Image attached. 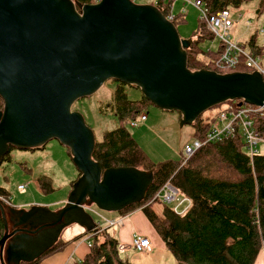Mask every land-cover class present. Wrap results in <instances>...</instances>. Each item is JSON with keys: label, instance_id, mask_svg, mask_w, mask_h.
Returning a JSON list of instances; mask_svg holds the SVG:
<instances>
[{"label": "water", "instance_id": "95a60500", "mask_svg": "<svg viewBox=\"0 0 264 264\" xmlns=\"http://www.w3.org/2000/svg\"><path fill=\"white\" fill-rule=\"evenodd\" d=\"M191 42L150 3L0 0V162L10 147L35 148L57 138L80 172L58 210L36 204L27 211L6 209L0 202V264L33 261L70 224L94 230L85 204L119 212L145 198L153 172L135 166L102 169L92 157L93 131L70 109L107 79L137 86L157 107L179 111L180 125L227 100L264 109L259 72L192 70L186 52ZM19 213L33 216L34 225L27 227Z\"/></svg>", "mask_w": 264, "mask_h": 264}, {"label": "trees", "instance_id": "16d2710c", "mask_svg": "<svg viewBox=\"0 0 264 264\" xmlns=\"http://www.w3.org/2000/svg\"><path fill=\"white\" fill-rule=\"evenodd\" d=\"M75 1L85 4L98 0ZM203 1L211 11H215L239 7L251 0ZM171 2L173 0L169 3ZM257 3L256 11L261 13L264 0H258ZM160 4L163 5H158L161 12L167 15L170 8L166 3ZM179 12L173 16V24L183 20L184 12ZM191 38L192 42L186 49L188 67L192 70H216L212 60L219 56L221 45L215 51L209 49L206 54L200 50L199 42L204 38H212L204 30L202 22ZM254 42L255 35L249 40L251 44ZM233 71L250 72L242 64ZM113 80L117 82V86L114 89L112 109L120 124L105 131L101 140H96L92 157L102 169L112 166L140 168L141 164H146L148 171L153 172V180L146 190L145 198L126 206L119 213L125 215L140 207L170 178L180 194L190 201L188 208L179 213L173 207L160 203L161 210L156 211L151 206L154 204L152 202L142 207V210L150 222L154 236L173 255L175 264H255L264 242V152L251 157L242 135L236 133L233 137L203 145L185 164L181 165L180 159L150 164L126 125L152 102L143 94L138 100H130L123 87L127 83ZM3 105L0 97V110ZM212 119L213 117L204 120L201 113L195 123H192L193 138L202 139ZM253 127L264 139V112L255 113ZM79 175L78 171L77 177ZM42 189L48 192L49 183L43 182ZM0 196L10 199L2 187ZM3 233L4 221L0 214V237ZM100 235L101 238L99 235L94 236L89 251L76 264H133L122 257L119 242L114 236L106 230H102ZM54 245L41 256L60 249L63 243L58 238ZM37 261L38 259L32 262L22 261L19 264H37Z\"/></svg>", "mask_w": 264, "mask_h": 264}, {"label": "rangeland", "instance_id": "374dc122", "mask_svg": "<svg viewBox=\"0 0 264 264\" xmlns=\"http://www.w3.org/2000/svg\"><path fill=\"white\" fill-rule=\"evenodd\" d=\"M151 2L152 0L139 1L141 4H151ZM257 2L258 0H251L239 7H231L234 19V25L230 30L232 39L248 42L250 37L255 34L256 44L258 46L264 45V8L261 13H257ZM182 8H185L183 20L176 22V25H174L177 26L176 29L180 38H190L199 29V11L188 0H174L172 10L174 14H178ZM246 21H250L249 26ZM204 30L212 35L205 26ZM219 44V38L212 36V38L202 39L199 42V48L206 54L209 49L215 51L219 47ZM230 72H233V70H230ZM116 85L117 82L112 78L107 79L96 91L79 97L71 104L70 109L72 111H78L83 115L86 124L94 133L95 140H101L105 131L114 129L120 124L119 118L112 109ZM123 87L124 92L130 100L140 99L142 95L140 88L134 85L130 86L129 84H125ZM226 103L225 101L205 110L202 112V118L207 120L215 116ZM143 113L147 117L144 122L136 126H131L127 123L126 127L148 163L158 164L170 159L179 160V154L183 145L193 138L194 126L192 124L180 125L181 114L179 111L164 110L153 103L147 104ZM258 149L259 152H264V144L262 142L258 143ZM69 153V148L63 145L57 138H51L37 148H12L7 158L0 162V187H5L8 191L11 204L19 207V209H24L34 204L46 206L51 210L59 209L65 203L71 190V184L78 175V169L73 164ZM140 168L148 170L146 164H141ZM43 182L49 183L50 190L48 192L42 189ZM22 184H27V186L19 189L18 186ZM179 195L184 197L180 192ZM0 202L3 201L0 200ZM158 202L159 204L154 202L151 205L156 211L161 210L160 201ZM3 204L5 206L11 205L5 202ZM161 204L173 208L176 205L175 202ZM144 206L147 205L143 203L138 208L142 210ZM184 206H187L186 202L179 207L177 212H181ZM85 209L95 221L100 220L97 214L102 216H115L117 214L115 211H102L93 203L85 204ZM135 220L136 218L134 217L133 221ZM139 223L144 230L145 227L151 229L146 220H139ZM75 227L80 228L74 223L66 226L62 230L61 238L67 232H73ZM110 229L108 230L110 233H108L120 239L119 228H116L118 232H115L114 228ZM82 242H84L83 246L85 250H88L89 245L85 241V238H83ZM62 252V249L57 251L54 253L53 258L58 260L62 256ZM129 252L126 254L122 250L121 255L131 263L145 264L144 262L147 261V258L135 259ZM68 264L74 263L73 261H69Z\"/></svg>", "mask_w": 264, "mask_h": 264}, {"label": "built area", "instance_id": "2783aa9c", "mask_svg": "<svg viewBox=\"0 0 264 264\" xmlns=\"http://www.w3.org/2000/svg\"><path fill=\"white\" fill-rule=\"evenodd\" d=\"M134 3H139L140 0H131ZM171 0H152L151 4L155 5L159 10V6H163L161 3H166L170 8V12L164 15L165 18L172 22L174 12L173 2ZM199 11L198 20L202 22L205 28L212 34L219 38L221 45V51L217 58L212 60L215 71L219 73L230 72L241 64L247 67L250 72L257 71L262 75L264 80V45L258 46L256 41L254 44L249 41L234 40L231 38L230 30L234 25L233 12L229 8H222L219 10L211 11L207 3L203 0H188ZM161 11V10H160ZM185 8H182L180 12H184ZM240 20V19H239ZM247 25H250V21H246ZM255 35V34H254ZM235 102V100H227L218 113L213 116L209 126L202 139L192 138L191 141L186 142L179 154L180 163L185 164L187 160L203 145L220 141L224 138L233 137L236 133L242 135V139L246 145L247 151L251 157L259 153L258 143L264 144V139L260 137L253 127V116L255 113L264 112L262 106H256L249 103ZM146 114L141 113L135 119H130L128 124L136 126L141 124L146 119ZM27 184L19 185V189H23ZM0 200L3 203L10 205V199L0 196ZM171 203L175 202L174 210L177 211L179 207L186 202L187 206H184L179 213H183L189 206L190 201L187 197H181L178 189L172 184L171 179L166 180L162 186L153 193V195L145 200V205L152 202ZM100 220L95 221L96 227L94 230L87 231L86 238L89 246L92 245L91 238L95 235H99L102 232V226H117L122 227L124 225L125 215H117L114 217H107L97 214ZM132 248L136 252L150 253L154 250V245L151 239L146 235L134 233L131 240ZM262 250L264 251V242Z\"/></svg>", "mask_w": 264, "mask_h": 264}, {"label": "crops", "instance_id": "0c3cea01", "mask_svg": "<svg viewBox=\"0 0 264 264\" xmlns=\"http://www.w3.org/2000/svg\"><path fill=\"white\" fill-rule=\"evenodd\" d=\"M2 188H4L6 190L5 187H2ZM7 195L9 196L8 191H7ZM10 204H11V201H10ZM11 206L14 207L15 209H19V207L14 206L12 204L8 207H11ZM117 215H120V213L117 212V214L115 216H117ZM107 217H114V216H107ZM134 217L136 218L135 221H133ZM139 220H141V221L146 220L149 227L151 228L150 222L148 221L144 212L138 208L132 212L125 214L124 225L122 227H117V226L107 227V226L103 225L102 229L109 232L108 230H111L110 228H114L115 232H118L116 230V228H119L120 231L118 233L120 234V239L117 238L116 236H114L113 234H111L118 240L119 250L120 251L124 250L126 252V254L130 251L129 254L133 255V257L135 259L136 258H138V259L147 258V261L144 262L145 264H150V263H153V264H175L176 263L175 258L171 255V253L169 251H167L163 247L161 241L157 237L154 236L152 228L149 229V228L145 227V230H144L143 228H141L140 223L138 224ZM74 224H77V223H74ZM77 225L80 228L75 227V230L73 232L69 231V232H67V234L64 235V237H62V238H61V236L59 237L60 241L63 243V245L60 249L52 252L51 254L45 255L43 257L40 256V257L36 258V259H38L37 264H68L69 261H73V263L76 264L78 261L82 260L84 258V256L87 254V252L89 251L90 246H89L88 250H85V248L83 246L84 242H82V241H83V238H86L85 232L87 230H85V228L82 227L81 225H79V224H77ZM9 229H11L10 223H9ZM134 233H141L142 235L148 236L154 245V250L150 253L136 252L132 248V244H131L132 236ZM146 233H148V234H146ZM100 238H101V235H100ZM93 239H94V237L91 238L92 243H93ZM88 240H90V239H88ZM88 240L85 239L86 242ZM73 245H74V247H72ZM61 249L63 251L62 256H60V258L58 260H56L55 258H53L54 257L53 255H54V253H56L57 251H59ZM134 264H136V263H134ZM255 264H264V251L263 250L260 252L259 256L257 257Z\"/></svg>", "mask_w": 264, "mask_h": 264}, {"label": "flooded vegetation", "instance_id": "af4514ba", "mask_svg": "<svg viewBox=\"0 0 264 264\" xmlns=\"http://www.w3.org/2000/svg\"><path fill=\"white\" fill-rule=\"evenodd\" d=\"M117 86V85H116ZM12 148H15V147H10L9 148V150H8V152L6 153L7 155L9 154V151L12 149ZM35 148H37V147H35ZM19 149V148H18ZM5 154V156H3L1 159H5V158H7V155ZM65 204V203H64ZM63 204V205H64ZM62 205V206H63ZM61 206V207H62ZM6 207V209H9L10 207H8V206H5ZM60 207V208H61ZM30 208V206L29 207H27V208H24V210L25 211H27L28 209ZM58 210V209H57ZM7 212H8V210H7ZM18 216H21V215H23V216H21V220L22 221H24V223L27 225V227H30L31 225H34V218H33V216H30L29 215V217H28V215L27 214H25V213H19V214H17ZM10 224H12L11 225V228H12V226H13V222H9ZM20 226H22V225H20Z\"/></svg>", "mask_w": 264, "mask_h": 264}, {"label": "bare ground", "instance_id": "6f19581e", "mask_svg": "<svg viewBox=\"0 0 264 264\" xmlns=\"http://www.w3.org/2000/svg\"><path fill=\"white\" fill-rule=\"evenodd\" d=\"M176 25V24H175ZM177 27V26H176ZM227 102V101H226ZM203 114V113H202ZM195 123V122H194ZM60 239V238H59ZM55 246V245H54ZM50 250V249H49Z\"/></svg>", "mask_w": 264, "mask_h": 264}]
</instances>
